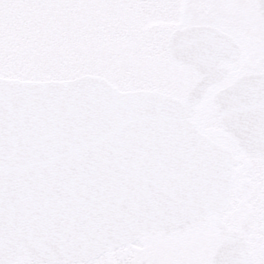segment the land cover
I'll return each instance as SVG.
<instances>
[{"label":"water","instance_id":"obj_1","mask_svg":"<svg viewBox=\"0 0 264 264\" xmlns=\"http://www.w3.org/2000/svg\"><path fill=\"white\" fill-rule=\"evenodd\" d=\"M168 51L205 73L184 102L159 91H122L98 75L0 77V264L87 262L212 215L222 242L210 264H249L251 214L240 232L219 219L231 202L233 152L190 120L205 89L224 75L213 76L216 65L234 60L239 47L217 29L196 26L176 30ZM241 83L212 102L238 149L263 155L264 101L251 103L248 92L258 85L254 93L264 100V75Z\"/></svg>","mask_w":264,"mask_h":264},{"label":"rangeland","instance_id":"obj_2","mask_svg":"<svg viewBox=\"0 0 264 264\" xmlns=\"http://www.w3.org/2000/svg\"><path fill=\"white\" fill-rule=\"evenodd\" d=\"M185 1L192 21H215L214 11L226 16L218 23L232 20L247 43L245 58L262 53L249 49L250 42H259L260 27L259 22L250 24L251 0L235 6L222 0L218 5L216 0ZM181 9L182 0H0V77L47 81L90 74L122 91L153 90L184 100L189 88L186 72L167 50L172 29L181 24ZM192 120L211 139L237 151L219 125L211 93L203 95ZM237 168L241 181L219 218L227 229L239 231L245 213L253 211L246 235L250 264H264V157L247 154ZM245 180L251 182L248 191L241 186ZM214 220L210 216L187 233L143 236L99 258L66 264H208L220 240Z\"/></svg>","mask_w":264,"mask_h":264},{"label":"flooded vegetation","instance_id":"obj_3","mask_svg":"<svg viewBox=\"0 0 264 264\" xmlns=\"http://www.w3.org/2000/svg\"><path fill=\"white\" fill-rule=\"evenodd\" d=\"M220 0H216L215 3H217L216 5H218ZM224 1V3H230L231 5L235 6L237 2H239L240 0H222ZM186 1L182 0V9L180 11V15L179 18L182 19L181 24L177 27H174L172 30V32L170 33L168 40H167V49H168V45L170 43V40L173 36V33L176 30H184L186 28H190V27H196V26H208L214 29H217L219 31H221L222 33L230 36L231 38H233L235 40V42L237 43L238 47H239V52L238 55L236 56V58L232 61L230 60H223L220 63H218L216 65V70L217 72L213 74L214 77H218L220 76V73H224L223 77L220 78L217 82L213 83L212 85L208 86L205 91L204 94L206 93H211L212 96L227 88L228 86H236L239 88H243L244 84L241 83V81L243 79H245L248 76L251 75H256V74H261L264 75V11L261 9V5H260V0H251V6H252V11L251 14L253 15V19L252 21H250V24H257L258 22L260 23V27L259 30L257 32L258 37H259V42L258 43H252L250 42L249 44V49H257V50H261L262 53H257V55H253V59L250 58H245V50L248 49L247 43L245 44L244 42H242L240 35L238 34V32L236 31V27L234 26V22L232 20H228V23L226 21H224V19L226 18V16H222V14L218 11H214L213 15H214V19L215 21L212 20H193L192 21V17H190V13L188 10L185 9V5H186ZM215 5V4H214ZM196 16H198V14H196ZM220 18H224L223 22L218 23L217 20H219ZM226 20V19H225ZM229 24V25H228ZM231 26V27H230ZM251 37V36H249ZM251 39V38H250ZM169 54V52H168ZM171 57V55H169ZM172 59V57H171ZM174 62L178 63L186 72L185 77L187 78L188 84H189V88L187 91V94L195 87L196 83L199 82L200 80L203 79V77L205 76V73H199L196 69H194L190 64H185V63H179L177 61H175L174 59H172ZM253 64V65H252ZM220 71V72H219ZM259 86L258 85H254L251 86L250 90H249V96L248 99L250 100L251 103H257V106L261 104L260 100H263L262 94L258 95L254 93L253 88H255L256 90H258ZM258 92V91H257ZM203 94V95H204ZM251 96L257 97L256 99L252 98ZM238 100L236 99L235 101V107H238ZM235 118H237L236 114H235ZM242 120V119H241ZM199 127V126H198ZM200 129V127H199ZM222 131L224 133L227 134V132L221 127ZM201 130V129H200ZM201 132L205 133L204 131L201 130ZM206 134V133H205ZM229 139L232 141V143L234 144V146L237 148L238 147V142L236 141V139H234L233 137H231L230 135ZM247 154H251V155H258V154H253V153H241L238 149L237 151H233V155H234V175H233V187H232V197L233 195H235L236 192V188L238 183H240L241 180L237 181V178L240 176L237 165L243 161L246 160V156ZM264 157V155H259ZM241 179V177H240ZM245 183H249V187L247 190H245L243 188V185ZM242 189L244 191H248L251 188V182H249L248 180H245L242 184ZM251 214L250 217V228L249 231L251 230V224L253 223V219H254V213L252 210L248 211ZM213 219H215V216H213ZM264 223V222H263ZM198 227V226H196ZM194 227V228H196ZM194 228H191L189 230H193ZM189 230L183 232V233H187ZM181 233V234H183ZM181 234H177V235H181ZM248 234V233H247ZM176 235H171V236H166V237H173ZM142 238V237H141ZM219 243L221 242L222 238L219 235ZM218 243V244H219ZM217 244V245H218ZM216 245V247H217ZM215 247V248H216ZM248 247H249V251L251 253V257H250V262H251V258H252V252H251V243L250 241H248ZM215 251V250H214ZM213 255V254H212ZM211 255V256H212ZM211 256L209 258V263L210 264V259ZM250 264V263H249Z\"/></svg>","mask_w":264,"mask_h":264}]
</instances>
